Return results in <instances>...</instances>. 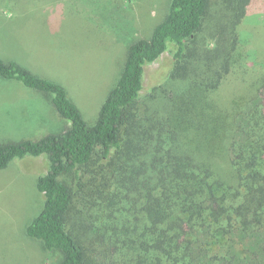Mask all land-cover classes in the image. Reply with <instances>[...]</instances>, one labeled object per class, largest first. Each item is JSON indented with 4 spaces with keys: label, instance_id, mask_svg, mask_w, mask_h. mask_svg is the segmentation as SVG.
Segmentation results:
<instances>
[{
    "label": "trees",
    "instance_id": "trees-1",
    "mask_svg": "<svg viewBox=\"0 0 264 264\" xmlns=\"http://www.w3.org/2000/svg\"><path fill=\"white\" fill-rule=\"evenodd\" d=\"M254 1L220 15L208 13V0H170L150 37L127 48L92 125L59 82L0 58L1 79L48 96L69 122L57 134L0 143V169L25 155L48 160L36 179L43 205L26 236L60 252L59 264H98L93 253L112 240L118 250L105 249L106 264H264V60L247 64L262 32L239 30ZM170 42L176 49L162 81L177 80V91L159 105L158 86L143 93L144 68ZM230 74L246 83L219 98ZM98 178L106 192L97 196L98 215L80 210L98 230L80 235L78 194Z\"/></svg>",
    "mask_w": 264,
    "mask_h": 264
},
{
    "label": "rangeland",
    "instance_id": "rangeland-1",
    "mask_svg": "<svg viewBox=\"0 0 264 264\" xmlns=\"http://www.w3.org/2000/svg\"><path fill=\"white\" fill-rule=\"evenodd\" d=\"M169 1L75 0L69 5L66 1L60 3L61 0H0V58L15 60L32 73L59 82L85 121L92 125L107 93L116 84L127 48L137 39L150 37L164 18ZM236 1L208 0V13L229 14ZM248 7L239 30L243 35L262 32L252 38L248 48L247 64L254 62L257 66L264 60V0H256ZM198 39L195 37L192 42L195 44ZM209 45L213 47L215 43L211 41ZM175 49L170 42L167 51L144 68L143 93L158 86L159 105L177 91V80L162 81L169 74V61ZM239 75L230 74L216 93L219 98L233 95L236 86L237 92L241 90L246 77ZM68 126L69 122L55 112L48 96L20 81L0 78V143L57 134ZM47 167V157L41 154L14 158L0 169V264H59L60 252H48L39 240L29 238L24 231L43 205L44 197L36 189V179ZM91 177L88 175L85 182L89 183ZM102 181L98 178L96 183L80 189L78 208H74L79 215V227L85 231L80 235L88 236L98 230L80 214H89V209L94 221L99 212L97 196L106 193L101 194ZM116 242L112 240L105 243L104 249H97L99 255L93 253L98 264H106L101 259L105 249L109 255L118 250L115 245L110 248Z\"/></svg>",
    "mask_w": 264,
    "mask_h": 264
}]
</instances>
